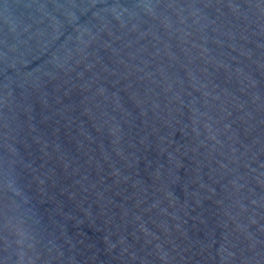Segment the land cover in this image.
Here are the masks:
<instances>
[{
    "label": "water",
    "instance_id": "1",
    "mask_svg": "<svg viewBox=\"0 0 264 264\" xmlns=\"http://www.w3.org/2000/svg\"><path fill=\"white\" fill-rule=\"evenodd\" d=\"M0 264H264V0H0Z\"/></svg>",
    "mask_w": 264,
    "mask_h": 264
}]
</instances>
